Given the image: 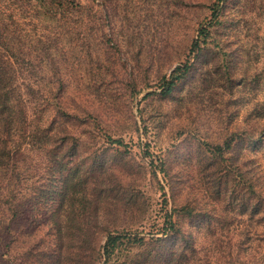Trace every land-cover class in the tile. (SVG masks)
<instances>
[{
  "label": "rangeland",
  "instance_id": "374dc122",
  "mask_svg": "<svg viewBox=\"0 0 264 264\" xmlns=\"http://www.w3.org/2000/svg\"><path fill=\"white\" fill-rule=\"evenodd\" d=\"M88 12L91 40L124 57L106 73L79 66L45 112L71 127L31 153L41 172L0 264H203L205 247L188 246L208 247L210 230H262L234 200L264 195V0H95ZM239 153L243 172L223 173ZM175 205L183 234L156 241ZM109 234L120 237L101 259Z\"/></svg>",
  "mask_w": 264,
  "mask_h": 264
},
{
  "label": "trees",
  "instance_id": "16d2710c",
  "mask_svg": "<svg viewBox=\"0 0 264 264\" xmlns=\"http://www.w3.org/2000/svg\"><path fill=\"white\" fill-rule=\"evenodd\" d=\"M93 1L0 0V258L6 253L4 247L8 238L5 235L10 222L22 213L25 200L32 196L27 182L41 172L39 167L43 157L37 158L31 153L43 152L46 148L48 130L63 132L71 127L66 125L65 118H62L63 122L55 118L49 124L45 112L50 105L55 107L60 102L65 89L77 78L79 66L91 64L98 67L100 73H106L113 70L110 65H118L124 57L110 46L102 51L99 48L102 41L91 40L88 8ZM104 1L98 0V4L102 6ZM200 37L198 35L193 41L192 52L200 45ZM173 80L164 86L166 91L170 90ZM64 114L69 112L65 109ZM259 134V138H263L264 130ZM234 143L235 137L230 135L214 148L223 154ZM233 158H236L235 162L225 166L223 173L230 167L235 173L243 172L240 164L247 161L246 156L239 153ZM249 198L235 196L234 201L243 210L241 214L248 215L250 223H264V195L253 187ZM177 207L175 205L169 211L167 228L162 230V237L154 238L156 241L166 238L175 243L183 234L177 221L173 220ZM235 220L238 218L231 217L222 222L228 225ZM261 225L262 230L256 227L239 230L228 226L210 230L208 247L196 242L188 247L194 253L206 252L207 260L203 264H264V224ZM119 237L109 234L103 251L99 252L101 259L109 257ZM173 246L172 255L175 256L179 246Z\"/></svg>",
  "mask_w": 264,
  "mask_h": 264
}]
</instances>
